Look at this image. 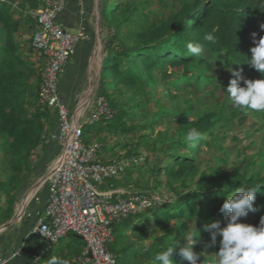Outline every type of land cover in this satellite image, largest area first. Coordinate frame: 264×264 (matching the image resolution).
<instances>
[{
  "label": "trees",
  "instance_id": "trees-1",
  "mask_svg": "<svg viewBox=\"0 0 264 264\" xmlns=\"http://www.w3.org/2000/svg\"><path fill=\"white\" fill-rule=\"evenodd\" d=\"M41 2L42 0H0V176H4L0 180V192L10 197V203L23 170L31 161L30 152L44 140L47 107L41 104L38 96L42 71L34 67L29 59L21 56L15 37L17 31L30 29L35 24L37 26L36 19H32L31 24L29 20ZM111 3L110 0H104L103 14L114 30L104 61L105 76H111L112 80H104L102 93L107 97L113 113L112 116L102 115L94 123L85 126L86 141H89L88 135L92 130L102 131L107 125L125 132L139 127L149 128L156 123L154 121L159 120L157 118L153 122L148 120L143 124L129 126L126 122L131 115L129 106L117 96L114 97L111 88L115 85L140 83L145 73L149 75L156 67L166 64L172 67H196L198 71L191 70L190 78L186 81L195 79L202 84V69L211 63L205 56L199 58L188 54V42L204 43L206 52L211 53V56H220L233 63L241 62L240 65L261 77L246 61L251 55L250 48L254 46L253 33L257 38L264 36V29L261 27L264 25V0L186 1L156 27L148 31L143 28L142 37L134 46H128L120 35L122 24L130 20L133 14L124 15L117 0L112 5ZM214 28L215 42L205 41V34L212 32ZM30 106L33 107L32 110ZM261 114L264 117V113ZM215 116L213 112L202 114L192 123L183 122L178 134L160 135L154 142H146L150 153L145 161H153L151 171L162 173L164 169L179 166L186 171L188 180L194 179L199 167L193 149L199 150L205 136L213 133L218 121ZM193 127L202 133V138L189 145L185 143L184 137ZM155 152L158 154L154 155ZM114 182L117 185V179ZM257 183H264V177L244 172H216L203 173L195 187L190 186L187 180L183 187L173 186L177 195L174 200L163 202L159 207L154 204L145 211L116 222L115 237L109 246L117 254V264H129L134 260L145 264L156 253L177 241L183 243L194 215L205 220L206 224L214 221L223 224L225 217L220 208L226 199L237 188L244 186V190L248 191L251 185ZM207 199L209 202L203 206L202 202ZM254 205L258 210L249 212L241 221L259 226L260 219L264 216V185L256 193ZM186 216L189 218L184 219ZM151 217H155V223L166 230L155 235L147 245L145 234L148 226L145 221ZM166 218L170 220L168 224L165 223ZM205 225L197 229V236L194 237L198 243L193 250L197 253H202L209 235L205 231ZM126 239L127 244L124 243ZM219 240L218 236L214 244L218 250ZM53 255L63 258L64 251L57 244L53 245L39 264H47V260ZM203 259L202 253L198 264ZM173 264L189 262L178 254L177 249L173 254Z\"/></svg>",
  "mask_w": 264,
  "mask_h": 264
},
{
  "label": "rangeland",
  "instance_id": "rangeland-1",
  "mask_svg": "<svg viewBox=\"0 0 264 264\" xmlns=\"http://www.w3.org/2000/svg\"><path fill=\"white\" fill-rule=\"evenodd\" d=\"M110 1L113 3L116 0ZM186 1L195 0H117L124 15L133 14L130 20L122 24L120 35L128 46L136 45L142 37L143 28L148 31L156 27ZM42 3L43 0L41 5ZM36 11L37 9L33 11L29 23L36 19ZM211 55L208 52L204 54L211 65L202 69L204 75L202 84L197 83L195 79L186 81L190 78L191 70L198 71L196 67H172L166 64L156 67L149 75L145 73L140 83L134 85L122 83L111 88L114 97L117 96L121 102L129 106L131 115L126 119L129 126L159 119L149 128L139 127L123 132L107 125L102 131H92L88 135L89 141H95L100 145L99 153L102 159L122 157L128 159L129 169L127 168L117 178L118 188L148 192L154 196L159 207L163 202H170L176 198L173 186L183 187L184 181L187 180L190 186L195 187L203 173L244 172L264 177V117L261 113L241 111L232 107L226 93L231 78L230 68L242 69L243 76L248 79L260 77L243 65ZM106 73L108 74L107 69ZM111 80L112 77L108 76V82ZM208 112L215 113L218 121L213 133L205 136L200 149H193L199 167L194 179L188 180L186 171L179 166L164 169L162 173H153L150 168L153 161L148 163L145 161L150 153L146 142H154L160 135L178 134L183 122L192 123L200 115ZM2 177L4 176H0ZM208 202L209 199L203 201V206ZM188 218L189 216L184 217ZM191 218L186 235L206 224L205 220L195 215ZM169 222L170 220L166 218L165 223ZM145 223L148 226L145 234L148 245L155 235L164 233L166 229L155 223V217H151ZM208 242L210 235L207 236L202 253L207 258H213L218 249L214 244L206 247ZM124 243L127 244L128 240H124ZM129 264L141 263L134 260ZM145 264H153V258L147 260Z\"/></svg>",
  "mask_w": 264,
  "mask_h": 264
},
{
  "label": "built area",
  "instance_id": "built-area-1",
  "mask_svg": "<svg viewBox=\"0 0 264 264\" xmlns=\"http://www.w3.org/2000/svg\"><path fill=\"white\" fill-rule=\"evenodd\" d=\"M77 2L84 6V0ZM65 7L66 0H43L36 11L37 27L32 36L33 47L45 58L39 101L57 110L59 126L51 138L60 147L47 175L49 195L45 209L30 229V234L44 242L34 264H39L53 245L70 234L79 235L86 242L85 251L79 256L81 264H117V254L109 246L115 237L116 222L145 211L156 202L148 192L118 188L114 179L129 167L128 159L104 160L100 145L84 138L86 125L102 115L112 116L113 110L103 93L98 95L95 110L85 123L72 121L59 81L87 32L84 26L71 31L60 22L59 15ZM21 252L19 247L0 257V264H12Z\"/></svg>",
  "mask_w": 264,
  "mask_h": 264
},
{
  "label": "crops",
  "instance_id": "crops-1",
  "mask_svg": "<svg viewBox=\"0 0 264 264\" xmlns=\"http://www.w3.org/2000/svg\"><path fill=\"white\" fill-rule=\"evenodd\" d=\"M103 9L104 0H84L83 7L77 0H66V7L59 15L60 22L67 29L76 31L84 26L87 32L59 81L61 96L71 110L74 124H83L91 117L104 80L108 81L102 63L108 54L113 29L104 18ZM35 29L36 24L30 29L17 31L15 37L21 56L42 71L45 58L33 47V35L30 36ZM44 120V140L30 152L31 161L23 170L12 203L6 193L0 192V257L22 247L21 254L12 264H34L36 254L44 245L42 239L30 234V229L45 209L49 195L47 175L60 150L58 142L51 138L59 126L57 110L47 107ZM57 246L64 251L63 258L70 259L71 264H81L79 256L86 248L83 238L70 234Z\"/></svg>",
  "mask_w": 264,
  "mask_h": 264
},
{
  "label": "clouds",
  "instance_id": "clouds-1",
  "mask_svg": "<svg viewBox=\"0 0 264 264\" xmlns=\"http://www.w3.org/2000/svg\"><path fill=\"white\" fill-rule=\"evenodd\" d=\"M264 29V25L261 26ZM212 32L206 33L204 40L215 42ZM252 41L254 46L250 48L251 55L246 61L257 72L261 74L258 79H248L242 74V69L230 68L231 78L227 85L226 93L232 107L241 111H252L264 113V36L257 38L253 33ZM187 53L202 57L206 52L204 43L188 42ZM239 64L241 62H236ZM202 138V133L197 128H190L185 137V143L192 145ZM264 183L251 185L248 191L244 186L239 187L226 199L220 208L224 214L225 222L214 221L206 224L205 231L210 235V242L206 247L219 240V250L213 258L204 256L202 264H264V216L261 217L259 226L241 221L246 218L249 212H256L254 205L256 193L261 191ZM162 203V202H161ZM197 236L196 228L185 236L184 242L177 241L168 246L165 250L156 253L153 257V264H173V254L178 249V254L189 264H198L202 253L193 250L198 243L194 237ZM47 264H71V261L59 256H51Z\"/></svg>",
  "mask_w": 264,
  "mask_h": 264
},
{
  "label": "water",
  "instance_id": "water-1",
  "mask_svg": "<svg viewBox=\"0 0 264 264\" xmlns=\"http://www.w3.org/2000/svg\"><path fill=\"white\" fill-rule=\"evenodd\" d=\"M102 69H104V62L102 63Z\"/></svg>",
  "mask_w": 264,
  "mask_h": 264
}]
</instances>
